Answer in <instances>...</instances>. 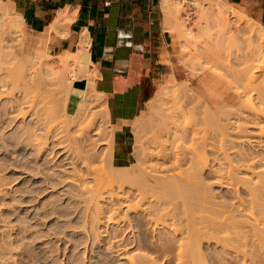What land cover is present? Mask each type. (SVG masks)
I'll return each instance as SVG.
<instances>
[{
  "label": "rangeland",
  "instance_id": "374dc122",
  "mask_svg": "<svg viewBox=\"0 0 264 264\" xmlns=\"http://www.w3.org/2000/svg\"><path fill=\"white\" fill-rule=\"evenodd\" d=\"M0 1L2 2V0ZM198 1H202V0H198ZM204 5L207 6L205 12H202L204 11L203 8L201 10V8L195 7L194 5H190L187 6V8L185 9L182 7L177 14L176 13L173 14L176 17V25L174 27L175 34L172 44V60L170 62V70L168 72V75L164 76L163 79H161L158 82V84L155 86L152 97L146 103V106L144 107L140 115H138L132 121H129L123 127V130L125 131V135L128 138L127 143H128V150L130 152V154L128 155V159L127 161H125V163H118L113 160V144L116 138L115 131L119 130L120 126L119 125L116 126L111 121L105 103V99L98 93L94 92L93 82L90 78V74L87 71L78 72V76L76 78V80H82V78H85L86 81L88 82L86 87L88 91L87 92L88 100L86 103L87 107H85L86 109L84 110V113L81 112L85 117L86 116L87 117L81 118L83 122H81V119H78L80 118L79 116H83V115L79 114L77 115V118L75 117L76 119H74L72 118V116L70 117V115L67 114L64 105L66 101L65 97L68 91V82L61 80L62 77L55 78L52 77V75L48 76L46 79L49 83L47 89L44 88H42L41 90L37 89L34 91V93H32L36 95L37 99L40 96L51 98V102L47 104V107L43 109V111H41V113L43 112L41 114L42 115L41 117L43 119H45L49 123H52V121H56L57 119L60 118H62V120L67 121V123L66 122L65 123L68 124L67 127H69L68 129L69 133L68 135H64L66 134L67 131L66 132L63 131L65 133L62 132L63 134H61L64 136V138L67 136V138H65L66 140L68 139L66 143L68 144V141H70L69 143L71 144L78 143L80 149L83 150L82 151L83 154L94 153L98 157L97 160L94 161L96 162L95 164L99 163L98 165H100L102 161L104 171L108 174L112 172L113 178L118 176L114 180H116V182L117 180L121 183L124 182V185L123 184L122 185L126 187V189L128 185L137 186L138 183L137 180L142 177L140 174L141 168L139 169L138 166L135 168L133 167L136 166V164L139 165L140 164L139 162H141L142 165L141 164L140 165L142 167L144 166L143 164H145L146 162L142 160L143 159L145 160V158H140V157H145V154L143 155V152L141 154L142 149L145 150L146 147L149 146V139L151 136H153L154 132L161 133L159 131H156L157 129L159 130L166 129L163 126L167 125L166 123L168 121L171 122L170 124L173 125V127H174L173 124L174 122H176V124L178 123L180 128L186 125L185 127L187 129L190 126L189 129H187L189 130L188 133L192 131L191 132L192 135L194 133H196V135L198 133L202 135L204 134L202 137V138L205 137V139H203L204 141L203 143L207 142L209 144L208 145L207 143H205L203 145L201 141L202 140L201 135L199 134L196 137L194 134V140L188 141L189 143L191 142L190 144L194 143L193 145H195V147L197 146L196 149H194L196 151L194 152L192 151V154L196 152L197 154H199V156L201 155V157H203V159L201 160V165H203V170H200L199 166H198L199 170L196 167H195L196 169L192 168L193 170L191 169L190 172L194 173L195 175L191 179L195 178L196 176L197 179L198 178L200 179L190 180L191 182L189 183H193V181H195V183L189 184L191 185L190 188L188 187L189 185L187 186L185 184L186 188H182L181 189L182 191L177 190L174 192L173 191L174 188L171 187L173 184L171 185V183H168L167 188L174 192V194L172 192L173 196L171 194L169 195L171 197H174V199L179 198L180 196L179 193L183 192V189L186 192H188V189H190L189 191L191 193H186L184 191V193L187 194V195L185 194L186 197L183 195L184 193L181 194L185 198H187L188 196V200H192L190 199L191 197L190 195H192L193 197V195H195L194 193L198 192V189H200V191L202 192L201 188L203 189L204 186L203 191L206 189L207 193L210 194L207 195V197L214 198L215 200L217 199L222 202H228V203L231 202L230 194L228 190L225 187L220 186L213 179L216 177L215 175L217 174V172H219V170H215V172L216 171L217 172L216 174H213L214 171L212 169L217 167L218 164L216 163H218V161L221 160V159L219 160V158H221V151L217 146L220 147L221 146L220 144L222 143L225 145H228L229 143L227 142L226 144V141L228 140H225L224 143L223 140H220L221 137L222 139L223 136L225 137V139L226 138L227 139L231 138V140L234 139L235 141H237V143L239 141V145L238 144L236 145V142H234L236 147H238V150L243 146V149L245 150L250 148L247 151H250L252 153L260 154L262 152L263 154L264 152L263 143L261 144V146H259L260 143L258 145L254 143L255 141L254 139L256 138V135L253 134L255 138H253L252 140L253 136L251 135V132L254 133L255 130L257 132L259 128L257 127V125L252 124L251 115L253 112L252 110L253 108H250L252 104L254 105L253 107H258L259 105L256 104H260L258 103L260 101V100L258 101L259 96L260 95L264 96L263 93L260 94L264 90L263 89L264 42H262L257 37L258 32L263 33L264 31L263 30L261 31L259 29L258 23L249 14L245 13L242 9L233 6L232 4L229 3L224 5L221 4L220 6L213 8L211 7L212 6L211 3L206 1ZM229 5H232V7H230ZM10 10L11 12L7 14L6 18L8 19V21H14L16 13L13 14L12 13L13 10L12 9ZM221 10H223L224 12L220 13ZM230 10H233L234 12L230 13ZM203 24H205V26ZM16 26L17 27L15 28V30H13V32L11 30L10 33L11 35L10 34L8 35L9 40H7V42L1 39L3 38V35H1L0 37V59L2 58L8 59L10 60L9 62H14L15 60H17L15 61L17 63L16 66L17 68L16 67H14V69L12 68L14 70L13 72L21 69L24 61L28 60L29 57L30 59L35 57L36 62H38L39 59H44L46 62L52 63L55 66H57L59 70L63 69L64 66L62 62V55L65 54L64 52L51 53L48 50L47 46L42 44L40 40L35 41L32 38H29L21 20L16 23ZM180 28L182 29L181 33H179ZM191 58H193V60L194 59L198 60L197 62L194 61V66H191L189 62ZM11 59H13L14 61ZM19 59L24 61H20ZM67 62H68L67 66L69 68L76 67V62L74 59L68 58ZM18 64H21V67ZM245 70H247V72ZM193 73L196 75V77L199 75H203L204 73L210 74L214 77L219 76L221 91H225V93L227 92V94L229 93L234 94L236 101L231 104H227V105L218 104L217 107L215 108H209L208 105L205 102H203L202 98L205 95L204 93L203 95L201 93L199 94L197 93L196 95H194V97H192L191 93H193L192 88L194 89V87L188 86V84L186 83H188L189 79L192 78ZM239 73L240 75H238ZM241 74L244 75L246 78H244V76H242ZM246 75L247 76L249 75L248 76L249 79ZM2 76L4 77V74L0 73V78ZM64 76L67 77L68 79H71L67 73H65ZM252 79H254L253 83H249L251 82ZM4 80L8 81L7 77L6 79L4 77ZM242 80H246V81H242ZM260 84L262 88L259 89ZM10 88L11 86L9 85L8 89ZM258 90H260L261 92ZM13 92L16 94L17 89L14 88ZM174 93L176 94L175 96ZM244 93L246 94L243 95ZM247 94L248 96H246ZM258 94L260 95L258 96ZM246 97H250V98L248 99ZM179 98H181L182 100ZM193 101L194 103H192ZM5 103H6V99L4 98L0 99V264H4V263L7 264H124L125 263L123 260L124 258L118 256L117 254H115V252H113L115 248L113 250V248L108 246L110 240L109 237L111 236V232L113 231V229H118L120 228V226H123L121 227V229H123L122 232L125 230L124 233L122 234L124 239L125 240L127 239L128 240L127 242L131 241L132 240L131 237L133 235L130 233L129 227L126 228L127 226H125L124 223L128 225L129 222H133L134 220L132 221L131 218H134L135 213L129 212L128 214H125L123 209L119 211L116 217L121 215L125 219H127L128 222H125L126 221L125 220L124 223L122 222L124 225L120 223V226L118 228H116L118 225L115 222H107L102 220L101 223L95 225L96 228L93 227L94 229H90L88 227L90 223L88 221L87 222L85 221L86 217L84 216V211L82 207L83 204H80L82 202L78 201L79 199L77 197L75 198L74 195L75 184L70 181H65L62 184L60 183L56 184L57 181H59L58 179H60L62 175H64L63 177L65 178V172H67L68 171L67 169H70L71 167L69 165L68 166L66 165L67 162L63 159V155L61 151L59 152V148L57 147L53 148L51 145H49L52 148L51 147L47 148V150L53 149L52 152L53 155L44 154L45 152L49 153L48 151H45L44 153L41 151L37 154L36 153L37 150L35 148L34 149L36 151L33 149L34 145H31L35 143L33 142L34 138L33 139L29 138L30 140H28L20 137V136L25 137V135L20 134V132H22L21 131L22 129L21 127L19 128V126H23L22 124L23 119H21V117L19 116L16 117L13 122L12 121L10 122L9 120L11 118L8 117L11 116L13 117L12 114H16V113H12L9 111L10 113L5 114L4 113L6 110ZM181 103L182 104L186 103L187 104V105L185 104L186 108L189 109V110L185 109L186 111L183 110L184 112L180 111L183 113V116L179 112V109H177L179 106H181L180 105ZM240 103L243 105H241ZM189 104H191L192 106L191 108L193 110L190 108ZM175 105H177L176 108ZM234 108H236L237 111ZM213 110L216 113H214ZM220 110L221 113H219ZM168 111L169 112L171 111L172 114L168 113ZM185 112H188L185 115L186 118L188 117L187 121L183 119L185 117L184 116ZM197 112H199V114L202 115L199 116ZM237 113L240 114L237 115ZM160 114L162 116H160ZM163 115L166 118H164ZM203 116L205 119L203 118ZM222 116L223 118H221ZM28 118L29 117H26L25 121L28 122V120L29 121L31 120ZM84 118L88 122L89 120H87V118H90V122H89L90 129L89 130L87 129L88 132L84 130V128L87 127L84 126V120H85ZM198 118H200L201 120ZM194 119L195 120L198 119V120L195 121ZM198 121H199V125L197 123ZM160 122H164L162 123L163 125ZM223 122H228V123L225 124ZM248 122H250L251 124ZM229 123H231L232 125L231 124L229 125ZM170 124H168L167 126L173 128L169 126ZM190 124L193 127L194 126L196 127L195 128L196 132L195 129ZM261 124L264 125V119L261 122ZM215 125L218 128H216ZM226 126L227 127L233 126L234 128L232 127L231 129L226 128L227 130L225 129L224 130L225 132H223L222 127L225 128ZM235 126H237V129ZM191 127L192 129L190 131ZM151 128H154L153 129L154 131ZM217 130L219 131L220 134H218ZM94 131H97V134H92V132ZM240 131L242 134L244 133L243 134L244 136L240 135ZM248 132H250L249 135ZM163 133L164 131H162V134ZM223 133H225V135L220 137V135H222ZM173 134L174 136H177L179 135V131L178 133H176L177 135H175L174 132ZM89 135L93 136L92 139H96L95 145L93 144L94 146L90 147L91 149L89 148L88 145H86V143H88L89 140H91L89 139L90 138ZM245 136L246 137L249 136V138L248 139L243 138ZM162 137L164 138V136ZM245 139L247 141H245ZM175 140H177V138L175 139L173 138L172 143L176 142L174 143V145H172L173 147H175L176 144L177 145L185 144L186 146H182L184 148L188 146L187 144H189L187 142L182 143L180 141L178 142ZM168 142H166L167 145L164 143L167 149L168 147L169 148L172 147ZM90 143L91 142H89L88 144ZM232 144L233 143H231L230 145L229 143L230 146H232ZM81 146L83 147L81 148ZM189 146L188 149L187 148L184 149L185 151L187 150L186 152L191 153V151L189 150V148H191V145ZM228 146H226L227 150H229V152L231 153L230 155L234 157V155L236 154L234 152L235 147L232 146L233 148L230 147V149H228ZM197 150H199L200 152L199 151L197 152ZM203 153H205L204 156L205 158H207L205 162H204L205 160L204 156H202ZM137 169H139L140 173L138 172ZM47 170H49L50 172H47ZM197 172L198 173L200 172L199 175L197 174ZM246 172L247 171L243 170L241 171V174L240 173L238 174V176L249 177L250 176L249 173ZM45 173L47 175H49L50 173L51 174L55 173L60 175H56L54 177L55 174L51 176L50 175L47 176ZM58 176L59 178L56 179L55 181L54 178ZM51 177L54 178L52 179ZM89 177L91 176L88 175L87 180L90 179ZM137 177L139 178L137 179ZM118 178L121 180H119ZM52 183H54L55 186L51 187ZM164 183L166 184L167 181ZM198 184L199 185L202 184L203 186L201 185L199 186L200 188H198L197 186ZM180 188L181 186H179V189ZM115 190L116 187L113 189L112 192L116 193L117 191L114 192ZM240 191L242 192L243 190L241 189ZM192 192L194 193L192 194ZM201 192H199L198 194L200 195ZM176 193L177 195H175ZM198 194L196 193L197 196ZM181 197L182 196H180V198ZM171 199L173 200L174 203L178 202L179 205L181 201L183 203L182 204L183 206H186V204L188 206L190 205L188 204L189 203L188 200H187L188 203H186L185 202L186 200L182 198L181 200L177 199L178 201L177 200L174 201L173 198ZM194 200L195 199H193L192 201ZM184 203L186 204L184 205ZM189 207H194V206H189ZM182 208L183 207H181V209ZM190 210L194 211L195 209L192 210V208H190ZM196 212L199 211H197L196 209ZM202 212H203L202 214H204V211ZM84 225H86V228ZM128 250L130 251L132 250L134 251V253H136V252H146V250L148 251L150 249L146 248V246L139 247L137 246V244L133 243L128 246ZM200 252L204 256L205 258L204 260L208 264H218L222 262L224 264L229 263L228 262L229 258L227 257V255H224L219 245H216L214 241L211 239L208 240V242L204 240L200 243ZM263 256L264 254L262 255V257ZM260 259L262 260V261L259 260L260 264H263L264 257L263 259L262 258ZM229 264H231V262Z\"/></svg>",
  "mask_w": 264,
  "mask_h": 264
},
{
  "label": "bare ground",
  "instance_id": "6f19581e",
  "mask_svg": "<svg viewBox=\"0 0 264 264\" xmlns=\"http://www.w3.org/2000/svg\"><path fill=\"white\" fill-rule=\"evenodd\" d=\"M206 1L210 2L211 5L214 7L220 6L221 4H224L221 0H202V1H198V0H164V2L169 5L168 7H169L170 11H174V12H176V14L181 10L182 7L185 9V8H187V6H190V5H194L195 7L201 8V10H202V8L205 10L206 7L204 4ZM10 9H11V6L9 5V3L0 1V37H1V35H3V38H1V39L5 40L6 42H7V40H9L8 35L11 33V30L13 32V30H15V28L17 27L16 23L21 20L20 15L16 14L14 21H8L6 16H7V14H9L11 12ZM188 10H189V7H188ZM217 11H218V9H217ZM232 12H233V10H232ZM12 13L15 14L13 11H12ZM171 15L172 14H170V16ZM232 15H234V14H232ZM60 16H61V14H60ZM172 18L175 19L174 17H172ZM259 29L261 31L262 30L264 31L263 27L262 28L259 27ZM181 32H182V29L180 28L179 33H181ZM187 32H189V31H187ZM3 33H5V34H3ZM185 37H186V35H185ZM257 37L262 42H264V32L263 33L258 32ZM77 51H78L77 53L76 52L72 53L70 51H65V52L63 51L65 53L64 55H62V62H63L64 67L61 70H59L58 67L55 66L54 64L46 62L44 59H39V60L37 59L38 62H36L35 57L31 58V59L29 57V59L25 60V61L19 59L20 61H24V63L22 65V67H21V64H18V65H20L21 69L13 72L14 67L17 66V63L15 62L17 60L14 61L13 59H11L14 62H9L10 60H8V59H4V58L0 59V73L1 74L3 73L5 79H6V77L8 79V81L4 80L3 76L0 78V99H3V98L6 99V103H5V106H6L5 109L6 110L4 112L5 114H8L10 112L16 113V114L11 113L13 115V117L12 116L8 117V118H11L9 120L10 122L11 121L13 122L14 119L16 117H19V116L21 117V119H23L22 120L23 126H19V128L21 127V129H22L21 130L22 132H20V134L25 135V137H23V136H20V137H22L23 139H28V140L34 138L33 142H35V143L32 142L33 144H31V145H34L33 149L35 148L37 150V152H36L37 154L41 151L43 153L45 151H48L49 153L45 152L44 154H47V155L50 154L51 155L53 152V149L52 150L50 149L51 150V152H50V150H47V148H50L51 146L53 148L54 147L59 148V152L61 151V153L63 155V159L67 162L66 165L67 166L69 165L71 167H70V169H67L68 171L65 170V171H67V172H65V178L63 177L64 175L61 176L63 178L60 177L61 180L58 179L59 176L54 178L56 175H60V174H55V173H53V174H55L54 177H51V178L52 179L54 178L55 181H56V179L59 180V181H57V183L55 182L56 184H58V183L62 184L65 181H70V182H73L75 184L74 195H75V198L77 197L79 199L78 201L82 202L80 204H83L82 207H83V211H84V216L86 217L85 221L86 222L88 221L90 223V225H88V227L90 229H94L93 227H95L96 224L101 223V221L103 220V221H107V222H115L118 225L116 228H118L120 226V223H122V222L124 223L125 220H126L125 222H128V220L125 219L121 215L116 217V215L119 213V211H121L123 209L125 214H128L129 212L135 213L134 218H131L132 221L134 220L133 222H129L128 225L126 223H124L125 226H127L126 228L129 227L130 233L133 235L131 237L132 238L131 241L127 242L128 240L124 239L122 234L124 233L125 230L122 232L123 229H121V227H123V226H120V228H118L119 230L113 229L114 232L112 231L111 236L109 237L110 240H109L108 246L113 248V250L115 248V250L113 252H115V254H117L118 256L124 258L123 259L125 262L124 264H208L204 260L205 258L200 252V243L204 240H206L208 242V240H210V239L213 240L216 245H219V247L221 248L224 255H227V257L229 258V260H228L229 263L231 262V264H260V261H259V260H261L260 258L263 259V257H264V256L262 257V255L264 254V152H263V154H262V152L260 154L259 153H252L250 151H247L250 148L245 150V149H243V146L242 147L240 146L242 149L240 148L238 150V147H236V145L237 144L239 145V141L237 143V141H235L234 139L233 140H231V138L225 139V137L223 136V135H225V133H223L222 135H220V137L223 136V139L221 137L220 140H223V142L225 140H228V141H226V144H227V142H229L230 145H231V143H233L232 146L235 145L234 142H236V145L233 146V147H235L234 152L236 153L235 154L236 156L233 153L234 157H232V155H230L231 153L229 152V150H227L226 146H228L229 143H228V145H225L222 143V144H220L221 145L220 147L217 146V144H216V146L221 151V158H219V160L220 159L221 160L218 161V163H216V164H218V166L216 165L217 167H215L216 169L215 168L212 169L214 172H215V170H219V172L216 171L217 174H216V172L215 173L213 172V174H216L215 175L216 177L214 176L215 178H213V179L220 186L225 187L228 190V192L230 194V199H231L230 201L231 202H229V203L228 202H222V201H219L217 199L215 200L214 198L207 197V195H210V194L207 193L206 189L204 190L206 192V194H205V192L203 191L204 186L202 184H200V185L198 184L197 186H198V188H200L199 186H201V185L203 186V189L201 188L203 193L200 191V189H198L195 186L198 189V192H195V190H194L195 193L192 192V194L193 193L195 194V195H193L194 198L192 197V195H190L191 197L190 196L189 197H190V199H192V200L195 199L196 201L195 200L194 201L188 200V196H187V198H185V197L187 195L186 193H191L189 191L190 189H188V187L189 188L191 187V185H189V184H193V183H195V181H193V183H189V182H191L190 180L197 179L196 178L197 176L195 178L191 179L195 174L190 172V171L192 168H195V167L197 169L200 167V170H203V165H201V160L203 159V157H201V155L199 156V154H197L196 152L192 154V151L193 152L196 151L194 149H196L197 146L195 147V145H193L194 143L190 144L191 142L189 143L188 141L194 140V134H195V137L198 134L201 135V138L203 137L204 134L202 135V134L198 133L196 135V133H194L192 135L191 129L193 126L191 124H190L192 126L190 128L191 132L188 133L189 130H187V129H189V127H190L189 125H188L189 127L187 129L185 127L186 126L185 124H184L185 126L180 128L178 123L176 124V122L173 121L174 122L173 123L174 127H173V125L170 124L171 123L170 121H168L169 123L166 121L167 122L166 124L167 125L170 124L169 126H171L173 128H170L167 125H165L168 128L165 126H163V127L166 128L167 130L166 129L165 130L157 129L156 131H159L161 133H158V132H157L158 134L156 132H154V134L152 133L153 136H151L149 139V146L146 147V149L144 148L146 151L143 149L141 151V154L143 152V155L145 154V157H140V158H145V160L143 159L142 161H145L146 163L142 162V163H145V164H143L144 166L142 167L141 162L138 161L141 165L139 164L140 165L139 166L135 163L136 166L133 167V168H135L138 166L139 169L141 168V173H140L139 169H137V170L141 174L142 177L141 178L137 177V179L139 178L138 180H140V181L137 180V182H138L137 186L128 185V187L126 189V187L123 186L124 185L123 181H122L123 183H121L118 180H117V182H116V180H114L118 176L113 178L112 172L108 174L104 171L102 161H101L100 165H98L99 163L95 164L96 162H94V161L97 160L98 157L94 153L83 154L82 153L83 150L80 149L78 143L77 144L75 143L76 145L73 143L72 144L69 143L70 141H68V144L66 143L68 139L66 140L65 138H67V136L64 138V136L61 134L65 133L66 131L67 132L64 135H68V133H69L68 132L69 127H67L68 124H66L67 121L62 120V118H60V119L56 120L57 122L52 121V123H49L48 121H46L45 119H43L41 117L42 116L41 114L43 113V112L41 113V111H43V109H45L47 107V104L51 102V98L45 97V96L44 97L40 96L37 99L36 95L32 94L37 89L38 90H41L42 88L47 89L49 83L46 79L48 76L52 75V77H55V78H59V77L61 78L62 77L61 80L68 82V91H67V95L65 97L66 101H65V105H64V107L67 111V114L70 115V117L72 116V118H74V119H76L77 115H79V114L83 115L82 113H84V110L86 109L85 107H87L86 103L88 100V96H87L88 91H87L86 87H87L88 82L86 81L85 78H82V80H76V78L78 76V72L88 70V65H89L88 56L89 55H87V53L84 50H77ZM206 55H208V54H206ZM68 58H72L75 60V62H76L75 68H69L67 66ZM6 60H8V61H6ZM187 61H188V59H187ZM194 61L197 62L198 60L194 59L192 61H189L191 66H194ZM199 61H201V60H199ZM187 64H188V62H187ZM35 68H37V69H35ZM195 70H197V69H195ZM245 71L247 72V70H245ZM197 72H199V71H197ZM65 73H67L71 79H68L67 77H65L64 76ZM238 75H240V73ZM242 76H244V75H242ZM239 77H241V76H239ZM241 78H243V77H241ZM244 78H246V77L244 76ZM248 79H249V77H248ZM253 80L254 79H252L251 82H249V83H253ZM242 81H246V80H242ZM9 85L11 86L10 89H8ZM14 88L17 89L16 94L13 92ZM260 88H262L261 84H260L259 89ZM263 89H264V86H263ZM237 91H239V90H237ZM258 91H260V90H258ZM263 91L262 92L260 91L261 93L260 92L259 93L260 94L263 93V95H264ZM245 94L246 93H244L243 95H245ZM260 94H258V96ZM175 95L176 94L174 93V96ZM191 95H192V97H194V95H196V94L193 92V93H191ZM182 96H184V95H182ZM246 96H248V94ZM249 96H250V93H249ZM195 97H198V96H195ZM256 97H257V95H256ZM246 98L249 99L250 97H246ZM259 98H258V101L259 100L260 101L258 103H260V104H256V105H259L258 107H253L254 105L251 103L252 106H250V108H253L252 109L253 112L251 115L252 120L251 119L250 120L252 121V124L257 125V127L259 128L257 132H256V130L254 133L251 132L252 136H253V134L256 135V138H255V136H253L252 140H253V138H255L254 143H256L257 145L260 143L259 146H261L262 143L264 145V125L261 124V122L264 119V96L260 95ZM179 99H181V98H179ZM243 101H245V100H243ZM176 102H178V101H176ZM182 103L180 104L181 106H179L177 108V109H179V112L183 111L185 109L189 110L188 108H186L187 104L185 103L186 104L185 105ZM192 103H194V101ZM249 103H248V105H249ZM256 103H257V101H256ZM241 105H243V104H241ZM176 106L177 105H175V108H176ZM189 106H190V108L192 107L191 104H189ZM240 107H242V106H240ZM221 109H223V108H221ZM234 109H236V108H234ZM252 110H250V111H252ZM236 111H237V109H236ZM250 111H248V112H250ZM199 112H197V113L199 114ZM213 112L216 113L214 110H213ZM225 112H226V110H225ZM232 112H233V110H232ZM168 113L172 114L171 111L170 112L168 111ZM180 113L183 116V113L182 112H180ZM186 113H188V112H185L184 116L186 115ZM219 113H221V110ZM234 113H235V111H234ZM240 113H237V115ZM203 114H205V113H203ZM201 115L199 114V116H201ZM160 116H162V115L160 114ZM165 116H164V118H166ZM169 116H171V115H169ZM188 116H191V115H188ZM220 116H221V114H220ZM26 117H29L28 119H31V120L30 121L28 120V122L25 121ZM79 117L80 118H78V119H81L85 116L83 115V116H79ZM194 117H196V116H194ZM187 118L185 116L183 119H185V121H187ZM203 118H204V116H203ZM221 118H223V116ZM192 119H193V116H192ZM198 119H200V118H198ZM198 119H196V120H198ZM214 119H216V118H214ZM261 119H262V121H261ZM87 120H89V122H90V118H87ZM85 121H86V119L84 120V126L85 127L87 126V127L84 128V126H83V128H84V130L87 131V129L88 130L90 129L89 128L90 123L88 121H86V122ZM199 121L197 122L198 125H199ZM222 121H225V120H222ZM231 121H229V122H231ZM81 122H83L82 119H81ZM164 122H160V123L162 124ZM250 122H248V123H250ZM188 123H189V121H188ZM223 123L227 124L228 122H223ZM192 124H193V122H192ZM200 124H203V123H200ZM205 124H207V123H205ZM230 124L231 123H229V125ZM153 126H156V125H153ZM223 126H225V125H223ZM159 127H161V126H159ZM231 127L234 128L233 126H230V127L226 126L225 128L222 127L223 132H225L224 130L226 128L231 129ZM235 127L237 129V126H235ZM154 128H151V129L153 130ZM193 128L195 129L196 127L194 126ZM216 128H218V127L216 126ZM232 130H235V129H232ZM63 131H65V132H63ZM162 131H164L163 134H162ZM172 131L175 133V135H177L176 133H178V131H179V135L174 136ZM220 131H222V130H220ZM193 132H194V130H193ZM195 132H196V129H195ZM249 133L250 132H248V135H249ZM92 134H97V131L92 132ZM218 134H220L219 131H218ZM243 134L240 131V135L244 136ZM231 135H234V134H231ZM89 136H87V137H89ZM162 136H164V138ZM241 136H240V138H241ZM26 137H28V138H26ZM238 137H239V135H238ZM92 138H93V136H90V138H89L92 140V141L89 140V142H91L90 144H88L89 142L86 143V145H88L89 148L93 147L95 145V142H96V139H92ZM173 138L174 139L177 138V140H175V141H178V142L180 141L182 143L183 142L189 143L187 145L188 146L191 145V148H189L191 153L186 152L187 150L185 151V149H184V148L188 149V146L184 147V148L182 147V146H186L185 144L184 145L183 144L182 145L176 144L175 147H173L172 145H174V143H176V142L172 143ZM243 138L248 139L249 136L248 137L245 136ZM203 139H205V137L202 138V140H201L202 143L204 142ZM87 140H88V138H87ZM236 140H238V139H236ZM165 141L166 142L169 141L168 143L172 146L171 148L168 147L169 150L165 146V144H166ZM245 141H247V140L245 139ZM205 143H207V142H205ZM205 143H203V145ZM69 144L74 145V146H71ZM91 144H92V146H91ZM49 145H51V146H49ZM230 145L228 146V149H230V147H232ZM82 147L83 146H81V148ZM57 150H55V151H57ZM198 151L199 150H197V152ZM232 151H233V149H232ZM59 152H57V153H59ZM253 152H254V150H253ZM39 155H41V154H39ZM204 155H205V153H203L202 156H204ZM49 157H52V156H49ZM204 159H205L204 160V162H205L207 158H205V156H204ZM234 160H236V161H234ZM215 162H217V161H215ZM194 165H196V166H194ZM243 170L247 171L250 176L249 177L238 176V174L239 173L241 174V171H243ZM47 172H50V171L47 170ZM189 172H190V174L191 173L192 174L190 175ZM195 173H196V171H195ZM199 173L197 172L198 175H199ZM53 174L50 173L49 175L51 176ZM49 175H47V176H49ZM88 175L91 176V177H89L90 178L89 180H87ZM198 179H200V178H198ZM119 180H121V179H119ZM166 181H167V183L165 184L164 182H166ZM113 182H115V183H113ZM168 183H171V185L173 184L171 187H173L174 189L171 187H169V188L173 189L174 192L177 190L182 191L181 190L182 188H186L185 184L187 186L189 185L187 187L188 192H186L184 189H183V192H181L182 194L184 193V191L186 192L183 194L185 197L181 193H179V191H178V193L180 196H182L181 197L182 199L186 200L185 201L186 203H188L187 200L189 201V203H188V204H190L189 206H194V207H189L186 203H184V205L186 204V206H183L182 201L180 202V205L178 204V202L174 203L173 200L171 199V198L174 199V197H171L169 195V194L172 195L173 191H171L170 189L167 188ZM53 186H55L54 183H52L51 187H53ZM179 186H181L180 189H179ZM115 187H116V190L114 192H116V191L117 192L113 193L112 191ZM196 188H194V189H196ZM241 189L243 190L242 192L240 191ZM110 192H112V193H110ZM174 192H173V194H174ZM199 192H201L202 194L200 193V195H199L198 194ZM196 193L198 194L199 197L196 195ZM112 194H115V195H112ZM175 195H177V193ZM180 196H179V198H177V197L176 198L181 200ZM168 197H169V199H168ZM177 199H174V201ZM176 203L179 205V207ZM180 206L183 208L181 209ZM184 207H186V208H184ZM190 208H192V210L193 209H195V210L191 211ZM187 209H189V210H187ZM196 209L199 212H196ZM202 211H204V214H202L203 213ZM84 226L86 228V225H84ZM125 226H124V228H125ZM127 231H128V229H127ZM133 243L137 244V246H139V247L146 246V248H148L150 250H148L149 252L146 250V252H136V253H134V251L131 250L132 251L131 252L130 250H128V246L130 244H133ZM138 251H141V250H138ZM4 264H7V263H4ZM218 264H224V263L222 262V263H218ZM263 264H264V262H263Z\"/></svg>",
  "mask_w": 264,
  "mask_h": 264
},
{
  "label": "crops",
  "instance_id": "0c3cea01",
  "mask_svg": "<svg viewBox=\"0 0 264 264\" xmlns=\"http://www.w3.org/2000/svg\"><path fill=\"white\" fill-rule=\"evenodd\" d=\"M2 1L20 15L28 37L40 40L51 53L84 50L89 55L93 90L105 99L113 124L120 126L113 160L125 163L130 152L123 127L140 115L155 86L168 75L176 12L164 0ZM221 1L242 9L264 29V0ZM186 84L195 94H205L209 108L236 101L234 94L221 91L219 76L193 73Z\"/></svg>",
  "mask_w": 264,
  "mask_h": 264
}]
</instances>
